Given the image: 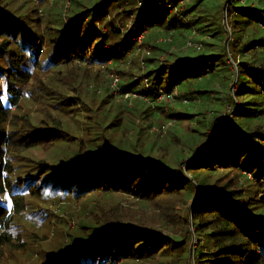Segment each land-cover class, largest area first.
Listing matches in <instances>:
<instances>
[{"label": "trees", "instance_id": "trees-1", "mask_svg": "<svg viewBox=\"0 0 264 264\" xmlns=\"http://www.w3.org/2000/svg\"><path fill=\"white\" fill-rule=\"evenodd\" d=\"M200 1L190 0L180 10L174 9L177 0H141L140 6L136 0H97L92 4L91 0H78L75 7L71 3L74 9L71 12L69 8L67 18L57 15L48 21L51 34L45 39L56 47L50 62L79 59L90 64H115L137 46L135 39L143 33L146 35L142 41L150 48L141 56H132L129 69L119 70L122 92L153 98L159 89L170 92L189 80L217 72H225L224 84L228 88L233 69L228 68L231 65L224 52L225 38L218 15L229 0H205L217 2L216 14L197 8ZM166 3L171 4L170 8ZM228 4L232 36L229 52L237 63L236 99L233 101L227 92L222 100L232 114L227 120L216 116L204 138L190 149L178 168L155 156L119 148L105 139L88 143L85 134L71 136L63 127L62 114L44 126L33 125L20 138L25 148L77 139L71 156L55 163L39 160L32 168L29 166L31 170L24 178L18 177L19 189L24 188L28 198L44 197L57 205L72 198L76 209L57 211L74 215L72 219L83 212L82 217H77L78 227L92 223L81 228L83 235L62 246L63 250L54 259L49 258L48 263L134 264L133 260H139V264H146L157 258L159 264H187L190 234L180 220L183 212L178 209H185L192 202L189 211L198 247L194 264H264V0H231ZM115 8L116 14L112 12ZM122 12L135 18L123 30L117 27L115 17L123 20ZM37 23L38 18L28 21L27 13L17 15L8 2L0 0V77L11 96L4 103L0 99V245L11 244L8 222L13 213L23 212L22 199L17 200L23 193L18 194L17 189H11V197L3 201L12 172L8 156L11 136L5 123L9 109L17 106L21 94L17 86L32 76L27 59L33 68L38 67L44 39L35 29ZM153 28L161 29L167 36L168 30H173L170 41L162 42L163 47L157 42L146 43L154 35L149 33ZM192 30L208 35L213 43H204L206 49L196 55L166 46L185 38ZM141 63L151 64L150 69L142 70ZM92 72L85 81L100 84L99 75ZM145 78L149 81L147 88L142 84ZM108 82L106 87L112 91ZM189 94L183 92L180 96L188 98ZM66 100L87 108L83 126L90 122L97 125L105 113L101 111L102 103L110 101L106 97L99 104L94 94L82 93ZM134 105L119 106L115 111L136 112ZM147 108L142 115L149 114L150 107ZM159 108L167 118L186 115L174 107ZM215 122H220L218 129ZM162 127L157 129L158 138L163 134ZM99 131L95 127V132ZM91 195L90 208L79 209L82 198ZM123 197L136 200L140 209L159 211V215L153 214L159 217V230L149 227L141 215L122 207L119 199Z\"/></svg>", "mask_w": 264, "mask_h": 264}, {"label": "rangeland", "instance_id": "rangeland-1", "mask_svg": "<svg viewBox=\"0 0 264 264\" xmlns=\"http://www.w3.org/2000/svg\"><path fill=\"white\" fill-rule=\"evenodd\" d=\"M4 1L9 3L13 13L17 15L27 13L28 21L38 18L39 23H37L35 29L43 35L44 41L42 51L40 52L41 54L38 57V67L33 68L29 59H27V69L33 72L32 76L25 84L17 86L21 94L18 96L17 106L9 109L10 116L7 123H5L6 130L10 131L11 136L8 156L12 172L9 177L10 187L8 185L7 193L3 201L5 203L11 197V189H17L18 194L23 193L22 196L17 197V200L22 199L23 212L20 214L13 213L10 217L7 230L12 241L11 244L0 245V264H46L49 258L54 259L63 250L62 246H65L66 243H71L73 239L83 235L82 231H80L82 230L81 228L89 227L92 223H84L78 227L77 222L79 220L77 217L83 212L80 214L77 213L76 218L72 219L74 215L72 216L70 213L64 214L60 210V212L57 211L58 208L61 210L69 207L73 210L74 208L76 209L77 204L74 203V199L72 198L67 199L63 205H57L52 199L44 197H41V199L28 198L27 191L24 188L19 189V182L21 180L18 177L21 176L24 178L29 173L28 171L31 170L32 165L39 160L55 163L71 156V153L76 148L75 140L77 139L70 141L61 139L52 145L40 146L37 144L25 148L20 138L33 125L38 126L40 124L44 126L50 123L53 117L62 114L65 125L63 127L71 136L79 137L85 134L84 139L88 143H97L99 139H105L110 144H115L119 148L155 156L170 165H176V168H178L182 161L188 157L190 149L194 148L204 138L205 131L210 126V123L214 121L215 117L219 116V119L227 120L232 114L229 105H227L226 101L224 102L222 100L227 92L233 98V101L236 99L234 96V84L237 75V63L233 60L229 52L232 36L230 14L227 12V6L231 0L224 5L221 14L218 15L220 18L218 23L220 24L221 35L225 38V41H223L224 52L227 56L228 63L231 65L228 68L229 70L233 69V80L229 83L228 88L224 84L225 72L211 73L176 86L175 91L172 92L170 97L165 96L162 101L158 102L152 97H150L149 101L144 98L133 97L132 93H129L128 97H125L123 94L114 93L106 87V83L109 81L107 73L113 72L120 77L119 70H127L130 68L132 56H141L143 54L142 52L150 48L144 45L143 38L141 39V43L134 47L135 50L133 49L126 54L122 63L112 64L107 62V64L102 65L101 63L94 62L90 64L77 59L70 62L61 61L54 64L50 62L49 58L56 51V47L45 38L51 34V31L47 29V24L50 19L55 18L57 15L61 19L67 18L69 10L68 12L64 11L63 0ZM96 1L91 0L90 4ZM76 2L78 0H73L72 2L74 7ZM195 2L192 1V3ZM73 6H71V12L74 9ZM39 8L42 10V15L38 13ZM197 8L205 9L209 14H216L217 2L201 0ZM33 9H36V13H32ZM112 12L116 14V8ZM115 17L116 22L122 28H126L134 20L130 15H126L123 12L120 14L123 20L117 16ZM188 17L189 15L185 16V19H188ZM56 26L60 28L58 24ZM168 31L167 36L159 28L151 29L149 33L154 35L146 43L157 42L162 46V42L170 41L171 39L173 30ZM192 31L185 38L179 39L172 44L166 43V46L170 45L171 49L174 46L176 52L188 53L189 55L201 53L206 49L204 43L212 41H210L208 35H201L196 30ZM145 35L143 34V36ZM190 39L195 43H200V49L197 50L194 47L186 48L184 46L185 42ZM143 65L141 63L142 70L148 71L151 67V64ZM91 71L97 72L100 84L85 81L87 75L91 74ZM119 86L121 87L120 83ZM183 92H189L190 96L188 98H181L180 95ZM81 93L85 95L94 94L98 98L99 104L106 97H109L110 101L102 103L101 111H105V113L100 120H97V125L90 122L83 126V114L85 115V112L88 111L87 108L83 104L71 105L66 100L67 97L75 98V96ZM10 97V93L6 90L4 78L0 77V99L4 103ZM133 105L136 112L130 113L128 109L125 113L115 111L119 106L128 108ZM148 106L150 107L149 114L142 115V112L148 109ZM162 106H165V108L167 106L174 107L185 112L186 115L180 118H167L160 111L159 107ZM91 109H93V106ZM219 123L215 122L217 129L219 128ZM162 125L164 131L158 138L157 129L161 128ZM95 127H98L100 131L95 132ZM94 133L97 134L95 135ZM16 180L19 181L16 182ZM92 197L93 195L91 197L87 196L86 199L82 198V202L78 204L79 209L83 207L89 209L93 202ZM119 200H121L122 207L130 209L131 213L141 215V219H144V222L149 227L153 230H159V217L153 216L154 213L159 215V211L145 208H143L145 210L140 209L134 199L123 197ZM191 204L192 202H189L185 209H178L183 212L180 220L184 222L183 224L190 234V242L187 247V264L195 263L194 251L198 248L197 240L193 235L191 214L189 211ZM10 208L12 209L11 205ZM11 209H9L10 213ZM134 220L137 221L138 219ZM74 225H76V228ZM177 232L180 233L179 229ZM160 233L163 235L169 234L162 231ZM133 261L134 264H139V260L137 262H135L136 260ZM145 263L159 264L160 261L156 258L154 262L147 261ZM47 264L51 263L47 262Z\"/></svg>", "mask_w": 264, "mask_h": 264}, {"label": "built area", "instance_id": "built-area-1", "mask_svg": "<svg viewBox=\"0 0 264 264\" xmlns=\"http://www.w3.org/2000/svg\"><path fill=\"white\" fill-rule=\"evenodd\" d=\"M189 0H177V6L174 8V9H180V10H183L186 5L188 4ZM71 3H72V0H63L62 1V4L64 6V11L65 12H68L69 8L71 7ZM136 3H137V6H140L141 5V0H136ZM170 3H166V7L167 8H170ZM38 13L39 15H42V10L41 8L38 9ZM130 17L134 18V15H130ZM135 19V18H134ZM116 25L118 28H120L121 30H123V28L116 22ZM130 25H128L127 27H129ZM143 38V33L138 35L136 37V43L139 45L141 43V39ZM186 48H189V47H194L195 49H200L201 47V44L200 43H195L194 41H192L191 39L188 40L187 42H185V45H184ZM122 63L123 62V59L119 60L118 63ZM108 63H112L111 61H108ZM113 64V63H112ZM107 72L108 70L105 69ZM107 75L109 76V82H108V86L109 88L112 90V92L114 93H120V94H123L125 97H128L129 93H132L133 94V97H140V98H144L146 100L149 101L150 97L149 96H146L145 94L143 95H140V94H137L135 92H129L127 91V93L125 92H122L121 91V88L119 86V76L118 74H115L113 72L111 73H107ZM143 81V86L144 87H148L149 86V81L145 78L142 80ZM175 91V87L170 91V92H165L161 89L158 90L157 94L155 97H153L155 99V101H162V99L165 97V96H171L172 92ZM175 94V93H174ZM262 145L264 146V141H262ZM247 176L249 178H252V176L250 174H247Z\"/></svg>", "mask_w": 264, "mask_h": 264}]
</instances>
